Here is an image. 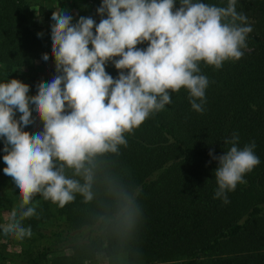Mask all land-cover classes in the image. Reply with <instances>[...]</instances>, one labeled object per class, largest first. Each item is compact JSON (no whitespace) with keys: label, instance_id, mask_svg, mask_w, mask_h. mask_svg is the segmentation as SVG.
Segmentation results:
<instances>
[{"label":"trees","instance_id":"obj_1","mask_svg":"<svg viewBox=\"0 0 264 264\" xmlns=\"http://www.w3.org/2000/svg\"><path fill=\"white\" fill-rule=\"evenodd\" d=\"M100 4L0 0V82L18 79L29 85V96L35 95L39 83L56 75L52 11L67 9L73 23L91 16L98 24ZM236 11L253 30L240 60L224 62L220 69L199 62L200 74L209 80L204 111L191 108L187 89L168 90L171 103L125 133L127 146H118L120 154L104 153L86 164L91 199L74 193L61 208L37 195L32 202L37 215L23 221L32 235L21 240L3 234L2 248L14 243L17 250L0 249V262L84 264L121 258L126 264H264V0H237ZM136 47L146 48L147 42ZM105 70L113 78L118 75L111 62ZM20 115L16 112L15 118ZM31 119L34 124L25 131L42 130L35 112ZM233 133L240 148L255 142L260 163L244 175L245 184L227 193L225 204L214 198L218 162L213 156L229 150L231 144L224 141ZM3 147L0 138V217L5 212V224L20 197L15 188L4 187L9 176L3 172ZM65 175L85 182L73 169L66 168Z\"/></svg>","mask_w":264,"mask_h":264},{"label":"clouds","instance_id":"obj_2","mask_svg":"<svg viewBox=\"0 0 264 264\" xmlns=\"http://www.w3.org/2000/svg\"><path fill=\"white\" fill-rule=\"evenodd\" d=\"M175 3L101 0L98 24L91 16L73 23L67 9L52 11L56 75L39 83L32 96L29 85L18 79L0 82L3 172L20 197L7 223L0 225L5 235L21 240L32 235L23 221L37 215L32 205L37 195L61 208L74 193L91 199L86 164L104 153L120 154L118 146H127L124 134L171 103L168 90L187 89L191 108L204 111L209 80L200 74L199 62L220 69L224 62L240 60L253 29L236 11L237 0H228L227 7L179 0L174 9ZM144 42L146 48L136 47ZM42 59L47 63L49 56ZM108 62L118 70L117 77L106 72ZM16 112L21 114L18 119ZM33 112L43 127L29 133L25 128L34 124ZM224 143L231 144L229 150L213 156L218 162L214 198L227 204V193L245 184L244 175L260 160L254 141L240 148L239 136L233 133ZM66 168L82 175L84 184L67 177Z\"/></svg>","mask_w":264,"mask_h":264},{"label":"rangeland","instance_id":"obj_3","mask_svg":"<svg viewBox=\"0 0 264 264\" xmlns=\"http://www.w3.org/2000/svg\"><path fill=\"white\" fill-rule=\"evenodd\" d=\"M4 187L7 188V189H10V188H15V185L13 184L12 182V178H6L5 181H4ZM5 212H3L2 216L0 217V225H3L5 220H6V217H5ZM5 219V220H4ZM3 231H2V228H0V238L2 237L3 235ZM4 240L0 239V249H3L5 248L6 250L8 251H14V250H17V246L14 244V243H10V244H7L5 245L3 248H2V245L3 244ZM0 264H4V262H0ZM84 264H126L124 262V260H122L121 258H117L115 259L114 261H112L111 263L105 261V260H97V261H91V262H85Z\"/></svg>","mask_w":264,"mask_h":264}]
</instances>
